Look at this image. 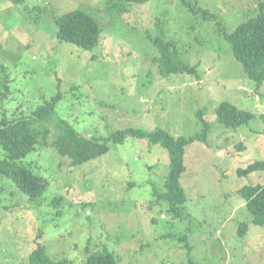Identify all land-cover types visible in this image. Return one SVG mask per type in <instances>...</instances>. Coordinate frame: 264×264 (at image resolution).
I'll use <instances>...</instances> for the list:
<instances>
[{
  "label": "rangeland",
  "instance_id": "obj_1",
  "mask_svg": "<svg viewBox=\"0 0 264 264\" xmlns=\"http://www.w3.org/2000/svg\"><path fill=\"white\" fill-rule=\"evenodd\" d=\"M261 1L0 0V93H7L0 110L9 118L60 93L56 116L100 139L129 126L194 135L200 110L210 124L209 146H186L177 217L157 201L169 167L159 144L128 136L72 166L39 136L36 151L21 162L49 181L42 205L0 175V264H30L37 242L65 264H85L88 252L103 249L114 253L115 264H264V225L252 223L242 194L264 181V172L236 174L264 160V82L256 89L217 23L230 32L257 14ZM184 2L217 18L194 15ZM75 9L101 28L92 49L57 38L56 17ZM157 37L171 41L196 73L161 76L152 60ZM223 100L256 117L248 126H223L214 111ZM47 126L49 143L55 128ZM57 196L63 199L53 206ZM242 223L247 228L239 235Z\"/></svg>",
  "mask_w": 264,
  "mask_h": 264
},
{
  "label": "trees",
  "instance_id": "obj_2",
  "mask_svg": "<svg viewBox=\"0 0 264 264\" xmlns=\"http://www.w3.org/2000/svg\"><path fill=\"white\" fill-rule=\"evenodd\" d=\"M14 3H22L24 0H11ZM128 5L145 3L149 0H124ZM184 4H188L185 3ZM260 9L257 14L248 17L232 31L225 30L221 22L218 23L220 34L231 46L234 58L241 63L245 75L252 80L256 89L264 82V3L259 2ZM189 10L194 15L203 18H217V14L197 4H188ZM58 26L57 38L60 41L73 43L76 46L89 50L96 46L101 39L99 24L88 13L75 9L56 17ZM156 54L152 60L157 64L158 71L163 77L171 74L187 73L195 74V65L189 64L175 49L171 41H165L161 37L154 39ZM2 93V91H1ZM0 93V101L6 96ZM7 95V93H6ZM60 93L38 105L26 116L9 118L7 111L0 110V175L10 180L16 189L23 193L29 201L41 204L42 194L49 188V181L40 170L34 171L21 159L34 153L38 146L39 136L43 142L51 147L59 157H65L72 166L96 159L105 154L110 143H122L128 136L146 139L148 143L159 144L167 152L168 172L164 182L165 190L159 193L157 201L165 200L169 205V211L177 217L185 202V193L180 185V176L185 171L184 153L186 146L194 141H199L209 146L207 133L210 124L204 120L203 111H199L201 129L190 136H173L166 130L157 127L147 130L141 127L129 126L111 132L105 138L88 136L78 132L67 120L56 116V103ZM216 120L226 127L248 126L256 117L252 111L238 107L236 104L223 100L217 103L215 109ZM17 112V111H13ZM264 118V115H262ZM55 128L53 139L48 143L49 128ZM39 157L35 158V161ZM40 171V172H39ZM264 172V160H254L244 168L236 169L238 176L247 177L249 174ZM262 178V177H261ZM260 178V180H261ZM247 189V191H245ZM251 221L257 225H264V181L249 184L242 192ZM62 196L54 197L51 204L58 206ZM42 205V204H41ZM58 211V210H57ZM60 213V211H58ZM161 217H165L161 214ZM151 222H155L151 218ZM247 225L242 223L240 233L244 232ZM189 249L188 243L184 245ZM30 264H65L66 259H52L45 246L37 242L36 247L29 253ZM85 264H115L116 257L113 252L102 251L88 252Z\"/></svg>",
  "mask_w": 264,
  "mask_h": 264
}]
</instances>
